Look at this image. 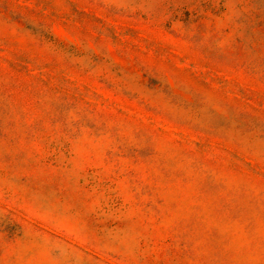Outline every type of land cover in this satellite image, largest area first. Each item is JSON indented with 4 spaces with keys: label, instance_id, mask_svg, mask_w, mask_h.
Returning <instances> with one entry per match:
<instances>
[{
    "label": "rangeland",
    "instance_id": "1",
    "mask_svg": "<svg viewBox=\"0 0 264 264\" xmlns=\"http://www.w3.org/2000/svg\"><path fill=\"white\" fill-rule=\"evenodd\" d=\"M0 264H264V0H0Z\"/></svg>",
    "mask_w": 264,
    "mask_h": 264
}]
</instances>
